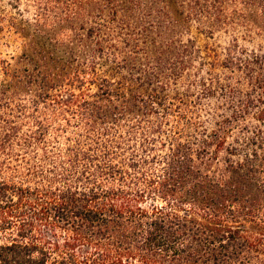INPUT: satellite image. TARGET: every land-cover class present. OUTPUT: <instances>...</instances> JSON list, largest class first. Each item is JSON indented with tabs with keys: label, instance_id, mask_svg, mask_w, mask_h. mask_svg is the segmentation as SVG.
<instances>
[{
	"label": "trees",
	"instance_id": "16d2710c",
	"mask_svg": "<svg viewBox=\"0 0 264 264\" xmlns=\"http://www.w3.org/2000/svg\"><path fill=\"white\" fill-rule=\"evenodd\" d=\"M35 1L0 62V264H264V46L233 36H264V0ZM192 27L250 79L211 128Z\"/></svg>",
	"mask_w": 264,
	"mask_h": 264
},
{
	"label": "rangeland",
	"instance_id": "374dc122",
	"mask_svg": "<svg viewBox=\"0 0 264 264\" xmlns=\"http://www.w3.org/2000/svg\"><path fill=\"white\" fill-rule=\"evenodd\" d=\"M121 1L126 3L124 0ZM139 1L138 4L142 5V11L149 13L150 8L154 6L153 4L157 0ZM138 4L134 3L129 7L134 8L132 12H139L135 7ZM128 5H131V2H128ZM37 10L38 6L35 0H0V62L2 60H12V56H18L21 53L24 38L18 33V28L22 27L25 22L32 21ZM239 30L233 36L237 38L236 48L243 50L242 58L246 59L247 52L259 48L261 44L264 46V36L252 35V38L246 37L245 39L244 32L241 29ZM190 36H196L197 46L200 50L198 59L195 62V69L191 72L190 77L196 80H199L198 77L204 79L207 84H211L214 94L203 96L202 88L199 85L193 87L194 96L191 97L189 102V115L195 121L200 122L202 126L211 128L216 120L231 114L234 108L237 110L240 107V100L243 98L245 90H247V83L250 79L249 75L244 76L243 73H234L233 75L221 65L212 67L213 61H220L224 58L227 46L231 42L229 34L217 32L209 38L205 34L198 33L196 28L192 27ZM231 76L232 79H229ZM190 77L182 79L179 87L182 88L183 85H186ZM229 83L240 88L239 92L230 98L225 95L227 92L226 85ZM171 94L174 95V90L171 91ZM195 97L200 98L196 100ZM245 123L252 124V120L249 117L242 119L241 125L235 129V135L243 136L239 132V128Z\"/></svg>",
	"mask_w": 264,
	"mask_h": 264
}]
</instances>
